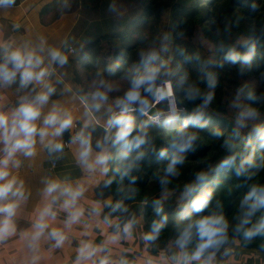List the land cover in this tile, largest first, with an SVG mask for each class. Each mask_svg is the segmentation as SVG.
<instances>
[{
	"label": "clouds",
	"instance_id": "obj_1",
	"mask_svg": "<svg viewBox=\"0 0 264 264\" xmlns=\"http://www.w3.org/2000/svg\"><path fill=\"white\" fill-rule=\"evenodd\" d=\"M0 264H264V0H0Z\"/></svg>",
	"mask_w": 264,
	"mask_h": 264
},
{
	"label": "trees",
	"instance_id": "obj_2",
	"mask_svg": "<svg viewBox=\"0 0 264 264\" xmlns=\"http://www.w3.org/2000/svg\"><path fill=\"white\" fill-rule=\"evenodd\" d=\"M209 2H211V0H209Z\"/></svg>",
	"mask_w": 264,
	"mask_h": 264
}]
</instances>
